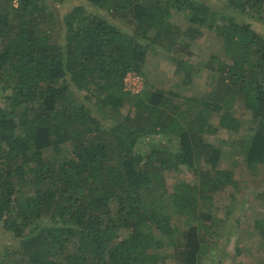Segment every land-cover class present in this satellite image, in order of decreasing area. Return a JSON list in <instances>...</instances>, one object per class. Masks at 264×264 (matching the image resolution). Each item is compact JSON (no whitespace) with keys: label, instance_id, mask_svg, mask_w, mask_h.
<instances>
[{"label":"trees","instance_id":"1","mask_svg":"<svg viewBox=\"0 0 264 264\" xmlns=\"http://www.w3.org/2000/svg\"><path fill=\"white\" fill-rule=\"evenodd\" d=\"M205 28L223 41L207 65L212 92H124L150 52L175 54L190 84L182 41ZM127 98L134 112L123 116ZM229 102L251 116L247 167L264 165V0H0V230L31 249L27 261L0 252V264H165L162 246L202 264L218 241L198 211L235 185L206 116ZM181 167L195 181L169 190ZM181 218L195 223L181 231ZM255 229L264 237V217Z\"/></svg>","mask_w":264,"mask_h":264},{"label":"rangeland","instance_id":"2","mask_svg":"<svg viewBox=\"0 0 264 264\" xmlns=\"http://www.w3.org/2000/svg\"><path fill=\"white\" fill-rule=\"evenodd\" d=\"M205 1V0H202ZM73 4L62 5L61 10L67 13ZM118 26L124 30L132 29V26L125 20H115ZM170 23L180 27L182 31L189 28L190 23L185 15L172 13ZM219 23L218 25H221ZM197 39H183V45L193 54L190 57L183 56V59L194 63L196 75L185 85L184 73L178 72L176 63L172 60L173 53L164 51L150 52L143 75L129 74L125 79L124 92L130 96L138 95L144 90H176L180 93L187 91L189 95L197 93L202 97L209 91L215 72L208 69V64L216 56L221 57L223 53V41L218 37L215 30L205 28ZM121 113L123 116L132 114V102L128 98L124 100ZM222 117H228L236 123L235 129L229 128L221 123ZM207 123L212 126L211 133L205 131L207 141L217 147L224 149V160L221 161L222 169H229L234 172L233 180L235 185L229 186L213 198L198 211V216L210 213L208 225L216 229L217 245L209 253L202 264H264V237L255 229L256 220L264 217V165H258L255 169H249L240 153V141H243L251 133V116L244 109L241 103L229 102L222 113H210L206 116ZM48 155L49 151H47ZM200 169L206 167L201 163ZM194 171L181 167L177 174L167 175V186L172 190L182 182L193 184L196 179ZM206 220V219H205ZM174 223L180 230L187 229L194 221H187L184 218L175 220ZM125 236L121 233V237ZM9 251L13 261L20 256L23 261L29 259L31 249L27 246L14 243L9 234L0 230V252ZM157 253L166 257L165 264H178L174 259L172 248L162 246L156 250Z\"/></svg>","mask_w":264,"mask_h":264}]
</instances>
